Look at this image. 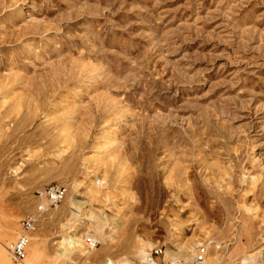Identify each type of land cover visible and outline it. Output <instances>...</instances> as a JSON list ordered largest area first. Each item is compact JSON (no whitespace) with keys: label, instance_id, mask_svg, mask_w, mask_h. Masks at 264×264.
I'll use <instances>...</instances> for the list:
<instances>
[{"label":"rangeland","instance_id":"1","mask_svg":"<svg viewBox=\"0 0 264 264\" xmlns=\"http://www.w3.org/2000/svg\"><path fill=\"white\" fill-rule=\"evenodd\" d=\"M202 245L264 264V0H0V264Z\"/></svg>","mask_w":264,"mask_h":264},{"label":"built area","instance_id":"2","mask_svg":"<svg viewBox=\"0 0 264 264\" xmlns=\"http://www.w3.org/2000/svg\"><path fill=\"white\" fill-rule=\"evenodd\" d=\"M68 189L60 183H51L43 191H40V197L45 196L50 207H57L65 198ZM39 210L46 211V207L39 206ZM39 214H29L21 220L20 235L7 245V250L10 257L16 262H22L27 254V248L30 242V235L36 231L39 224ZM87 243L91 246H99V241L94 237H88ZM164 250L162 246H158L149 254L146 255V262L149 264H200L204 263L207 258V249L203 245L199 247L194 261H185L183 259H164Z\"/></svg>","mask_w":264,"mask_h":264},{"label":"bare ground","instance_id":"3","mask_svg":"<svg viewBox=\"0 0 264 264\" xmlns=\"http://www.w3.org/2000/svg\"><path fill=\"white\" fill-rule=\"evenodd\" d=\"M44 199H46L47 201H48V199L45 197V196H42ZM32 234V233H31ZM30 237H31V235H30ZM89 237H92V236H89ZM88 238V237H87ZM87 238H86V243H87ZM96 240H98L99 241V243H100V240L98 239V238H96V237H94ZM78 241H79V239L75 236H70V240H69V245L71 246V247H73V248H76V244L78 243ZM80 242V241H79ZM11 243V242H10ZM30 243V242H29ZM87 245L90 247V248H96V247H94V246H91V245H89L88 243H87ZM98 247V246H97ZM8 251V250H7ZM69 252V251H68ZM8 255H9V253H8ZM10 256V255H9ZM11 258V257H10ZM12 259V258H11ZM173 259H181V258H175V257H173ZM205 262V261H204ZM144 263L145 264H149L148 262H146V256H144ZM26 264H30L29 262H27ZM200 264H202V263H200ZM204 264H206V263H204Z\"/></svg>","mask_w":264,"mask_h":264},{"label":"crops","instance_id":"4","mask_svg":"<svg viewBox=\"0 0 264 264\" xmlns=\"http://www.w3.org/2000/svg\"><path fill=\"white\" fill-rule=\"evenodd\" d=\"M20 225H21V224H20ZM8 244H9V243H8ZM8 244H7V245H8ZM7 245H4V246H5V248H6V251H7ZM7 253H8V251H7Z\"/></svg>","mask_w":264,"mask_h":264}]
</instances>
